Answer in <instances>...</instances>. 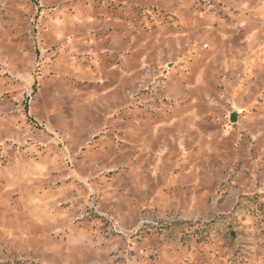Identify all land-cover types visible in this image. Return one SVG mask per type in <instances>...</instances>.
Here are the masks:
<instances>
[{
  "label": "rangeland",
  "instance_id": "1",
  "mask_svg": "<svg viewBox=\"0 0 264 264\" xmlns=\"http://www.w3.org/2000/svg\"><path fill=\"white\" fill-rule=\"evenodd\" d=\"M0 264H264V0H0Z\"/></svg>",
  "mask_w": 264,
  "mask_h": 264
}]
</instances>
